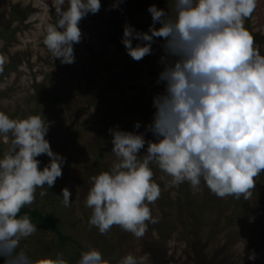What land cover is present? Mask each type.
<instances>
[{
  "label": "clouds",
  "instance_id": "1",
  "mask_svg": "<svg viewBox=\"0 0 264 264\" xmlns=\"http://www.w3.org/2000/svg\"><path fill=\"white\" fill-rule=\"evenodd\" d=\"M258 0H175V17L152 5V26L138 32L126 25L122 43L140 61L152 53L154 38H163V70L157 83L164 91L154 97L156 109L148 125L156 142L144 134L109 129L116 162L110 171L91 177L86 207L89 226L107 234L115 225L144 236L157 221L149 204L161 194L150 165L168 177L166 187L187 182L195 194L203 181L219 198L248 199L255 179L264 173V55L245 28ZM56 23L46 26L43 43L61 64L75 62L80 21L97 14L101 0H53ZM113 8L118 5H113ZM162 25L159 29L155 25ZM150 33V34H149ZM133 40L140 41L133 47ZM135 127L140 128L136 123ZM49 123L40 115L13 119L0 111V141L8 145L0 156V257L4 264H35L22 239L37 231L21 209L32 205L37 189H50L62 176L65 158L54 153L46 135ZM9 137H11L9 143ZM50 162L42 170L37 157ZM142 157V158H141ZM41 197L47 191L39 192ZM72 193L62 189V204L71 206ZM40 264H68L62 254ZM78 264H107L95 249L83 252ZM119 264H142L132 254Z\"/></svg>",
  "mask_w": 264,
  "mask_h": 264
},
{
  "label": "rangeland",
  "instance_id": "2",
  "mask_svg": "<svg viewBox=\"0 0 264 264\" xmlns=\"http://www.w3.org/2000/svg\"><path fill=\"white\" fill-rule=\"evenodd\" d=\"M150 2L101 0L100 11L80 21L82 39L74 45L75 62L61 64L43 43L46 26L56 23L53 0H0V111L13 119L40 115L49 123L46 139L51 149L65 158L55 185L37 189L35 201L26 207L55 218L73 243L87 251L98 250L109 264H119L128 254L142 264H264V173L255 179L248 199L219 198L203 181L194 194L183 183L182 189L192 197L184 216L179 190L166 187L171 177L153 164L161 194L148 205L157 222L147 225L143 237L115 225L102 235L89 226L92 209L86 207V199L91 177L110 171L116 162L109 129L118 124L115 130L144 134L141 156L146 154L147 141L156 142L148 125L156 111L154 97L165 87L157 83L163 70L164 39L154 38L152 53L140 61L133 60L122 43L126 25L148 32ZM155 6L175 17V0H161ZM244 25L264 55V0H258ZM161 26L157 23L155 28ZM137 43L141 42L133 40V47ZM7 148L0 141V156ZM37 159L41 170L50 162L46 154ZM64 188L72 193L70 207L62 204ZM42 190L47 195L41 197ZM72 242L64 245L54 233L37 227L20 241L17 251H25L35 264L57 254L68 264H78L80 250Z\"/></svg>",
  "mask_w": 264,
  "mask_h": 264
},
{
  "label": "trees",
  "instance_id": "3",
  "mask_svg": "<svg viewBox=\"0 0 264 264\" xmlns=\"http://www.w3.org/2000/svg\"><path fill=\"white\" fill-rule=\"evenodd\" d=\"M161 2V0H151V2L147 5V9L152 6V5H158L159 3ZM3 34V31L0 32V36ZM54 101L56 103H60V99H54ZM114 125V124H113ZM117 125L118 124H115L114 125V130L117 129ZM179 191V194L180 197H179V209L181 211V213L185 216V210L188 208V205L190 203H192V197L190 195V193H185V190L182 189V184L178 187H176ZM194 209H196L194 207ZM198 213V212H196ZM23 215H28L29 218L31 219V222L34 223L35 225H37V227L42 230V232L44 233H54L58 240L66 245L68 244L69 242H72V239L68 236H65L59 225H58V221L55 220V218L45 214L44 212L38 210V209H30L29 207H23L21 209V212L18 214V217H22ZM183 220V224L185 225V227H187V223L184 219ZM73 243V242H72ZM75 244L78 249L80 250V253H79V257L81 258V255L83 252H86L87 250H85L83 247H81V245H78L77 243H73ZM0 264H3L2 262ZM107 264H109L107 262Z\"/></svg>",
  "mask_w": 264,
  "mask_h": 264
}]
</instances>
